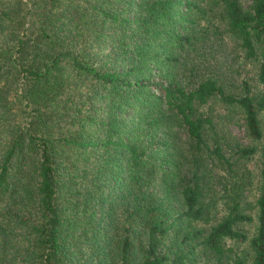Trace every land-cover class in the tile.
Instances as JSON below:
<instances>
[{
    "label": "trees",
    "instance_id": "trees-1",
    "mask_svg": "<svg viewBox=\"0 0 264 264\" xmlns=\"http://www.w3.org/2000/svg\"><path fill=\"white\" fill-rule=\"evenodd\" d=\"M218 7L264 82V0H0V264H199L197 247L220 264L224 240L246 238L238 189L257 148L211 145L201 108L237 104L260 139L263 96L247 81L235 94L198 63L169 70L199 53L213 24L194 27ZM181 134L188 167L165 154ZM207 157L239 180L217 219L203 200L218 179ZM255 205L249 245L264 264V144Z\"/></svg>",
    "mask_w": 264,
    "mask_h": 264
},
{
    "label": "rangeland",
    "instance_id": "rangeland-1",
    "mask_svg": "<svg viewBox=\"0 0 264 264\" xmlns=\"http://www.w3.org/2000/svg\"><path fill=\"white\" fill-rule=\"evenodd\" d=\"M240 1L244 6H247L251 2V0ZM219 12V7L208 9L209 19H201L198 25L194 27L193 31L199 25H205L210 22L213 24L204 36L203 42L197 41L195 44L199 48V53L197 50H189L187 54L180 53V60L169 66L171 74L182 77L187 74V68L191 64L198 63L200 68L199 74L204 73L217 77L225 85L226 89L231 90L235 94L242 93V82L247 81L251 87V92L255 95L263 96L264 99V82L259 81L257 77L261 58L256 60L245 56V51L239 45L237 39L226 31L225 22L218 16ZM213 27H217V29L212 30ZM171 44V42H167L165 46L171 48ZM162 48L159 47L160 50ZM173 49L177 51L175 46H173ZM201 109L213 120V131L206 132L208 142L211 145L214 144L213 140L216 139L217 142L223 145L226 154H231L230 151L232 149L228 145L229 142L232 144L253 145L257 148V151L247 159V166L251 170L250 178L244 184L239 185L238 189L243 195L242 205L245 208L244 210L251 213L253 219L250 222H241L238 225L246 234L245 239L226 238L224 240L226 251L220 263L253 264V253L249 245V238L255 233L257 221L255 199L258 194L261 148L264 144V107L260 109L258 114L263 130V135L260 139H253L248 134L243 111L237 104L224 103L216 96L211 97L207 103L202 105ZM156 132H159L160 135L159 130H156ZM181 137L180 140H177L180 144L177 143L171 150L166 151L165 154H168L172 162L174 164L176 163L177 166L188 167L190 165L189 158L181 155L182 148L186 146L184 143V135L181 134ZM161 154V150H158L150 160L159 163L162 158ZM207 162L208 168L217 174L218 179H213L209 183L210 185H205L203 200L207 204L212 202L211 214L212 217L217 219L227 212L228 204L231 201V196L234 194L236 185L239 184V180L236 183L237 177H234L226 169L221 168V165L216 159L213 160L207 157ZM164 164L167 165L166 162ZM215 219H212L210 222ZM185 223L187 224V229H190L192 226L198 227L202 225V223L197 225L193 222L188 223L187 221ZM167 244L166 242L165 245ZM196 253L201 258L199 264H218V259L214 258L210 253L202 252L198 247L196 248Z\"/></svg>",
    "mask_w": 264,
    "mask_h": 264
}]
</instances>
